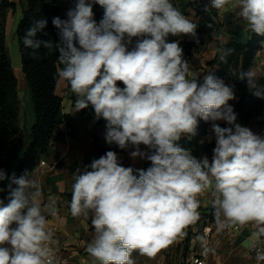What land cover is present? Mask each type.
<instances>
[{
    "label": "clouds",
    "instance_id": "obj_1",
    "mask_svg": "<svg viewBox=\"0 0 264 264\" xmlns=\"http://www.w3.org/2000/svg\"><path fill=\"white\" fill-rule=\"evenodd\" d=\"M94 5L104 10L99 23ZM228 6L239 9L248 30L264 37V0H209L205 11ZM52 24L58 43L37 38L47 25L41 18L25 31L24 47L33 55L55 47L63 65L58 75L76 96L75 112L91 105L95 119L106 122L108 145L131 147V159L150 163L146 170L125 167L109 150L76 169L70 212L94 228L86 249L93 264H135L134 251L154 257L199 219L198 196L210 188L219 229L254 224L253 237L264 236V137L236 123L229 104L236 98L234 86L212 73L202 82L190 76L179 41L168 39H195L198 26L170 0H74L66 18L54 17ZM133 38L138 39L129 50ZM236 78L264 99L256 71ZM200 120L213 122L211 161L198 160L178 143L196 134ZM5 180L9 202L0 199V264H54L45 213L56 211L42 206L29 173L10 177L0 168V182ZM255 261L264 264V249Z\"/></svg>",
    "mask_w": 264,
    "mask_h": 264
},
{
    "label": "crops",
    "instance_id": "obj_2",
    "mask_svg": "<svg viewBox=\"0 0 264 264\" xmlns=\"http://www.w3.org/2000/svg\"><path fill=\"white\" fill-rule=\"evenodd\" d=\"M13 1L16 2V8L8 11L6 31L12 22L18 19L19 8L24 10L27 5L26 0ZM56 1L64 12H67L74 5V0ZM192 1L194 0H170L174 7L195 23L200 20V16L191 4ZM97 8L101 7L94 5V18ZM217 18L223 23V31L205 34L203 42L195 49H192V53L188 57L190 76H200V79H202L203 75L209 74L211 66L208 64V61L222 52L224 43L231 36L244 42L246 33L250 31L247 29L245 21L239 16V9L234 6L217 10ZM137 39L133 38L131 44H128L129 50L135 46ZM168 39L169 42L178 40L179 43L182 39L193 41V38L190 36H170ZM59 68L60 70L63 68V65L60 63ZM251 70L256 71L259 78L264 76V47L256 54ZM224 82L225 84L234 86L229 79H225ZM234 91L236 98L229 101L231 106L238 99L235 86ZM57 92L63 97V107L59 116V125L56 129V139L47 149L43 159L29 173V176L38 184L41 192L40 201L42 206L51 205L52 209L56 211L55 216L47 212L45 213L53 238L51 248L55 249L57 256L55 264H64L68 261L78 264H93L92 258L86 249L94 237V228L90 220H86L83 217L76 218L71 215L72 184L74 183V175L77 168L83 170L93 159H98L101 156L99 151L100 146L109 147L112 145H108L104 139L106 122L99 123L95 119L94 109L91 105L75 112L74 103L76 96H73L68 82L61 77L57 85ZM65 113H70L72 116L70 125L64 119ZM26 114L27 121L29 119L32 122V110L31 119L30 115L28 116V110ZM216 123L226 122L217 121ZM236 123L240 124L238 119ZM240 125L248 127L254 132L258 128L259 122L255 120ZM26 126L28 127L27 123ZM228 127L232 126L228 125ZM206 138L208 140L215 139L212 125L209 127ZM141 149H144L143 145H141ZM132 150L129 147L127 150L119 149L117 151L121 164L125 167L146 170L150 166V163L147 160L139 158L136 160L131 159L129 153ZM205 157L210 161V157L207 155ZM15 162L9 169L8 175L10 177L13 174ZM8 184L9 181L5 180L3 184L4 191L0 196V199L4 200V204L8 202ZM198 199L203 208L208 209L213 207L215 197L212 189L210 188L200 194ZM53 229L56 232H53ZM256 231H258V228L253 224L246 227L236 238L232 239L227 233L225 234L224 230L218 228L214 220L212 222V236H220L222 241L219 244L217 254L210 256L208 264H252L255 261L256 249L259 247L264 249V236L259 237V239L254 238L253 233ZM183 238V236L177 237L172 244L161 249L154 257L141 255L138 251H135L132 259L135 261V264H189L191 255L195 251H187L186 249L182 251ZM246 239L251 240L249 246L244 245Z\"/></svg>",
    "mask_w": 264,
    "mask_h": 264
},
{
    "label": "trees",
    "instance_id": "obj_3",
    "mask_svg": "<svg viewBox=\"0 0 264 264\" xmlns=\"http://www.w3.org/2000/svg\"><path fill=\"white\" fill-rule=\"evenodd\" d=\"M26 3L23 16L18 23L17 35L20 43L22 70L32 90L35 110V122L29 129L22 124L20 119L22 101L19 96L18 77L6 46L7 15L10 9L16 8V2L0 0V168L8 174L10 167L22 153L13 173L16 177L30 173L43 159L47 149L56 139V129L63 107V97L57 92L60 68L55 47L51 51L41 48L33 55L32 50L25 48L22 41L25 31L32 23L44 18L47 20V25L43 32L37 34V38L51 40L54 44L58 43V30L53 26L52 19L54 17L65 19L66 12L62 10L56 0H50V2L48 0H26ZM191 4L200 16V20L195 22L198 26V36L203 37L210 32L223 31V23L217 18V10L209 7V10L205 11V5L209 4V0H194ZM103 15L104 10L97 8L95 11L97 23L101 21ZM180 46L183 48L184 59L188 61V57L192 53L193 41L182 39ZM263 47L264 37L249 31V36L244 42L231 36L224 43L222 52L208 61L211 66L210 73L223 81L225 79L231 80L235 86L238 99L232 108L240 124L255 120L261 122L264 99L255 97L249 90L247 82L238 80L236 76L240 72L252 68L256 54ZM259 82L264 85V76L260 77ZM120 86L123 87L122 84ZM73 96L75 95L73 94ZM64 119L69 125L71 124L72 116L70 113H65ZM103 121V119L98 120L99 123ZM212 123V121L200 120L196 134L190 139L182 137L178 142L179 145L189 149L198 160L204 158L215 147V139L208 140L206 138ZM219 125L228 127L226 123H219ZM109 150L117 152L119 148L115 144L109 147H99L101 156ZM3 184L4 181L0 182V187L3 188ZM12 187L15 188L16 185H12ZM197 211L199 212V219L196 220L198 231L203 232L207 221L213 222L215 220V209L214 207L205 209L200 205ZM64 264L78 263L68 261Z\"/></svg>",
    "mask_w": 264,
    "mask_h": 264
},
{
    "label": "rangeland",
    "instance_id": "obj_4",
    "mask_svg": "<svg viewBox=\"0 0 264 264\" xmlns=\"http://www.w3.org/2000/svg\"><path fill=\"white\" fill-rule=\"evenodd\" d=\"M23 16V10L19 8V15L17 16L18 19H16L14 22H12L11 26L8 28L6 31V46H7V51L9 58L11 60V63L14 67L15 73L18 77V89H19V96L22 101V111H21V122L23 125L26 126V123L28 124V129L31 128V126L35 122V110H34V103H33V95H32V90L30 85L28 84L22 70V62H21V50H20V43L17 35V28H18V23L20 18ZM249 36V32L246 33L245 40H247ZM28 105V108H27ZM28 110V116L30 115L31 119V110H32V115L33 119L32 122L27 121L25 114L27 113ZM27 116V114H26ZM27 127V126H26ZM22 156L21 155L17 158L14 168H13V173L16 168V165L18 163L19 158ZM13 175V174H12ZM199 213V212H198ZM197 222H194L190 225H188L185 229V235H183V248L182 251L185 249L188 251H196L201 245V238H204V232H199L198 231V226ZM251 244L250 239H246L244 242L245 246H249ZM135 253V251L132 253V255Z\"/></svg>",
    "mask_w": 264,
    "mask_h": 264
},
{
    "label": "built area",
    "instance_id": "obj_5",
    "mask_svg": "<svg viewBox=\"0 0 264 264\" xmlns=\"http://www.w3.org/2000/svg\"><path fill=\"white\" fill-rule=\"evenodd\" d=\"M198 40V43H197ZM203 37L201 36H196V38H193V48L195 49L198 45H200L203 42ZM261 122H259L258 128L256 129V131H254V134H257L261 137H264V110L262 112V115L260 117ZM208 157H210V161L212 159L213 156V150L212 152L207 154ZM253 224H249V225H245V226H239V225H233L231 227H225L224 230L225 234L227 233L230 238L234 239L236 238L239 233H241L246 227L251 226ZM53 232L55 231L54 229L52 230ZM56 232V231H55ZM203 232H204V238L201 240V245L198 248V250H196L190 258L189 264H208V260L210 258L211 255H215L217 254L218 250H219V244L222 241L220 236H212V222H210L209 220L207 221V223L204 225L203 228ZM53 255H54V264L57 261V256H56V252L55 249L51 248ZM262 249L261 247L256 249L260 250ZM245 264V263H242ZM252 264H256V261H253Z\"/></svg>",
    "mask_w": 264,
    "mask_h": 264
}]
</instances>
